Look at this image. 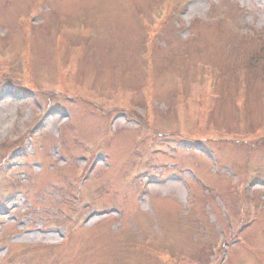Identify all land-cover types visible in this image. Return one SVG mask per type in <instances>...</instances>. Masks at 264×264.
<instances>
[{
  "label": "rangeland",
  "instance_id": "1",
  "mask_svg": "<svg viewBox=\"0 0 264 264\" xmlns=\"http://www.w3.org/2000/svg\"><path fill=\"white\" fill-rule=\"evenodd\" d=\"M185 1L48 0L45 4L44 0L36 20L27 24L26 14L36 12L30 7L32 0H0V79L11 84L3 86L0 80V138L8 142L25 134V141L20 138L13 148L20 147L21 141L29 151L27 156L19 157L20 152L10 155L1 164L0 219L4 224L0 245L8 244L11 252L5 256L4 250L0 253V264H162L149 253H136L134 246L151 238L158 245L192 253L198 245L214 243L223 227L220 204L236 205L231 195L240 190V204L247 208L251 188L244 185L249 179L261 183L253 192L255 204L258 198L263 200L256 222L242 236L262 244L264 0H198L185 16L189 31L196 33L183 41L174 34L172 38L170 30L162 38L159 33L154 44L159 46V56L154 54L152 65H146L141 29L146 23L140 12L151 6L156 14L168 3L165 13L170 14L173 7L170 18L175 20L174 8ZM196 13L203 16L202 21L208 16L212 21L197 24L193 20ZM170 23L166 22L164 29H179ZM63 27L88 28L91 35H64ZM66 40L73 46L60 48ZM250 55L261 61L255 66L248 61ZM71 57H77L76 74L71 70L68 75L67 93L81 95L84 101L53 99L40 91V86L45 89L48 85L49 89L54 83L49 73L53 69L56 73ZM246 61L260 69L248 73ZM25 62H30L27 78L34 81L35 92L22 90V76L9 75L3 64L15 63L23 69ZM20 69L11 72L20 74ZM210 69L220 70V74H211ZM90 86L95 96L84 95ZM48 102H59L62 107L42 117L39 105ZM106 109H112L110 114ZM113 114L118 115L114 129L107 122ZM138 118L141 123L132 120ZM59 122H63L61 139L57 137ZM172 126L175 141L157 143L158 138L163 141L159 135L171 133ZM185 138L198 142L197 148L191 146L193 143L187 145ZM150 141L156 143L153 148L166 150L150 153L152 150L146 148ZM92 150L104 158L92 162V174L81 197L90 205L113 206L123 215L93 218L86 225L88 229L73 231L87 234L85 240L79 241L75 235L66 245L55 247L67 236L77 212L71 208L78 205L70 198L71 178L77 169L90 165L86 161L90 163ZM156 157L175 165L172 170L163 168L160 177L176 179L153 185L144 210L132 201V189L125 185L134 174H142L138 161L151 164ZM10 181L15 182L11 190L18 193L4 205ZM183 189L190 193L191 207L199 211L200 219L183 212ZM95 192L100 198L91 197ZM7 206L11 211L3 216L1 209ZM231 209L235 211L234 206ZM199 220L203 226L198 225ZM33 227L43 231L22 232ZM252 253L240 242L231 247L228 263L255 264L249 262ZM163 259L173 264L172 258ZM257 264H264V256Z\"/></svg>",
  "mask_w": 264,
  "mask_h": 264
}]
</instances>
